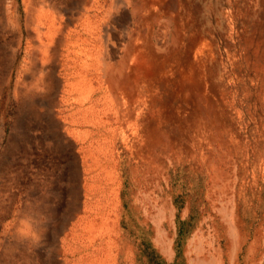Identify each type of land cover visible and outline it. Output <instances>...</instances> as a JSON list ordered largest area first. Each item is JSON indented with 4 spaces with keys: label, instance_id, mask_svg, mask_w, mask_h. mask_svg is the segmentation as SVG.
Returning a JSON list of instances; mask_svg holds the SVG:
<instances>
[{
    "label": "rangeland",
    "instance_id": "rangeland-1",
    "mask_svg": "<svg viewBox=\"0 0 264 264\" xmlns=\"http://www.w3.org/2000/svg\"><path fill=\"white\" fill-rule=\"evenodd\" d=\"M87 29L89 100L65 87ZM135 50L157 67L128 110L109 82ZM213 254L264 264V0H0V264Z\"/></svg>",
    "mask_w": 264,
    "mask_h": 264
},
{
    "label": "bare ground",
    "instance_id": "bare-ground-1",
    "mask_svg": "<svg viewBox=\"0 0 264 264\" xmlns=\"http://www.w3.org/2000/svg\"><path fill=\"white\" fill-rule=\"evenodd\" d=\"M127 5H128V2L125 3L126 7H127ZM72 19H74V18H72ZM79 20H80V18H79ZM74 22H76V21H74ZM80 22H81V20H80ZM101 24L103 25V23H101ZM58 30H59V28H58ZM88 31H89L88 29L86 31H84V33H85V40L84 41L86 43H88V46H87V49L85 50V52L83 51V54L86 55L85 58H86L87 61H90V63L87 64L86 60H84V62L86 61L85 63L83 62L84 65H82V70L81 71L84 70L85 74H82L81 71H79L78 73L74 72V71H71L72 73H70V74H72V77H70V78H74V82H69V79H68L67 82H66V86L65 87H66V91L67 92L70 91V92L76 94L75 92L78 91L79 89L84 90L82 88V85H85V88H86L85 93L88 94V96H89L88 100H89L90 99V95L95 92V91H93L94 87L90 84V80L93 78L94 75L102 76L101 73H100L102 71L99 70L100 72L96 71V73H95V69H94V65H93L94 63L93 62H94V60H95V62L98 61V59L96 60L97 51L95 50V47H94L95 41H94L93 37H91L92 33L88 32ZM49 32H50V30H49ZM59 33H60V30H59L58 34ZM163 44L162 43L160 44L161 47H163ZM134 52H135L134 54H133V52L132 53H130V52L128 53L127 52V57L125 59V62H123V64H122L121 70H119L117 72V74H113L112 75L113 79H112V76L110 77L112 79L111 81H113V82H111L110 79H109V81H110L109 85L111 86L110 89H111V92L113 93L112 95H113L114 100L115 99H119V97L122 94V96H123L122 99L124 100L125 103H128V105H129V106H127L128 110L131 109L132 106H130V104H131V102L135 101V97H136V99L138 98L137 93H136L137 87H140L139 85H140L141 82H146L148 79H150L151 75L153 74V72L155 71V69L157 67L156 63L152 62L148 57H144L143 53H141L140 50H135ZM104 56H103V58H104ZM102 60H104V59H102ZM99 61H100V59H99ZM67 62H68V59H66V61L64 62V64H65L64 68L65 69H66V65H67L66 63ZM102 63H104V62L101 61V65H102ZM83 66H84V69H83ZM106 69H108V68H106ZM106 72L107 71H103L102 74L107 79L108 74ZM124 72L126 73V76H124ZM87 76L88 77L91 76V77L87 78ZM105 77H103V78H105ZM98 82H99V80H98ZM68 86L70 88H68ZM78 86H80V87H78ZM78 93H79L78 95H81L82 93H84V91L81 92V90H80V92H78ZM84 110L86 112L84 114V116H86V115H88L89 113H91L93 111V108L90 107V106L88 108H83V110H80V108H79V111H83L84 112ZM91 116L92 115H90V117ZM227 217H228L229 223L231 224V228H230L231 236L234 238V241H236V243L234 242V248H233V251H232V253L230 255V258H234L237 255V251L239 249V245L241 243L242 238H241V235H240V232H239L240 230H239L238 224H237L238 217H237L235 211L232 210L231 212H228ZM195 241H196V239H195ZM201 249L199 251H201ZM201 264H203V263H201ZM210 264H222V262H221V259L218 256L214 255L212 257V259H211V263Z\"/></svg>",
    "mask_w": 264,
    "mask_h": 264
}]
</instances>
